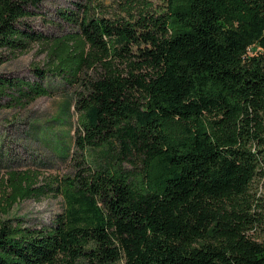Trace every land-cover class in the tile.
Masks as SVG:
<instances>
[{"label": "trees", "instance_id": "trees-1", "mask_svg": "<svg viewBox=\"0 0 264 264\" xmlns=\"http://www.w3.org/2000/svg\"><path fill=\"white\" fill-rule=\"evenodd\" d=\"M40 1L0 0V64L37 40L48 58L39 81L0 74V98L47 95L50 74L80 87L86 165L53 226L0 214V264H264L248 234L264 203L247 198L264 164V0H112L111 14L86 0L65 14L77 32L52 39L24 26Z\"/></svg>", "mask_w": 264, "mask_h": 264}, {"label": "rangeland", "instance_id": "rangeland-1", "mask_svg": "<svg viewBox=\"0 0 264 264\" xmlns=\"http://www.w3.org/2000/svg\"><path fill=\"white\" fill-rule=\"evenodd\" d=\"M85 3L86 0H41L37 6L30 4L24 26L49 39L76 33L77 27L65 14H80L79 8ZM117 6L115 1L103 0V8L109 14L118 11ZM4 55L0 74L14 81H39L38 71L47 68V47L38 40L32 41L24 52L5 49ZM43 83L49 94L31 102L20 101L16 93L0 98V214L9 223L33 228L55 224L66 209L63 196L66 177H74L86 165V154L74 141L80 117L75 100L81 88L51 74ZM126 166L130 167L128 163ZM29 185L32 191L26 194ZM247 198L250 202L258 199L264 203V164ZM248 234L264 240V223H257ZM114 264H125V260Z\"/></svg>", "mask_w": 264, "mask_h": 264}]
</instances>
